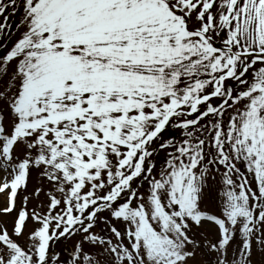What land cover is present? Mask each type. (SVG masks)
I'll list each match as a JSON object with an SVG mask.
<instances>
[{
  "label": "snow or ice",
  "instance_id": "6c2138e0",
  "mask_svg": "<svg viewBox=\"0 0 264 264\" xmlns=\"http://www.w3.org/2000/svg\"><path fill=\"white\" fill-rule=\"evenodd\" d=\"M0 264H264V0H0Z\"/></svg>",
  "mask_w": 264,
  "mask_h": 264
}]
</instances>
